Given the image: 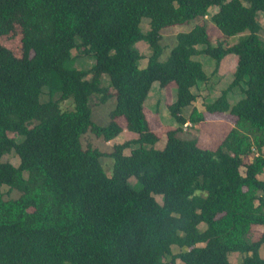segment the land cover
<instances>
[{
    "label": "trees",
    "instance_id": "16d2710c",
    "mask_svg": "<svg viewBox=\"0 0 264 264\" xmlns=\"http://www.w3.org/2000/svg\"><path fill=\"white\" fill-rule=\"evenodd\" d=\"M212 7L218 11L210 21L223 39L214 45L205 33H179L161 61L164 31L204 19ZM259 13L264 0H85L79 7L0 0V27L22 20V55L0 44V264H264V230L252 239L256 226L264 228ZM199 33L202 49L193 39ZM233 36L237 42L226 43ZM142 41L151 49L144 67ZM73 50L94 65L75 67ZM230 54L237 56L233 81L206 113L228 112L233 126L214 149L182 139L188 121L206 119L195 107L183 115L197 99L193 88L209 79L194 57L208 56L217 70ZM154 82L177 89L168 110L179 126L168 130L162 149L145 112ZM236 87L244 96L231 105ZM92 98H114L107 125L93 120ZM66 101L71 109L62 108ZM121 118L134 139L109 152L83 146L90 133L117 138ZM11 152L17 166L2 160ZM104 158L113 159L111 175ZM5 186L19 196L6 199ZM233 252L243 260L232 263Z\"/></svg>",
    "mask_w": 264,
    "mask_h": 264
},
{
    "label": "rangeland",
    "instance_id": "374dc122",
    "mask_svg": "<svg viewBox=\"0 0 264 264\" xmlns=\"http://www.w3.org/2000/svg\"><path fill=\"white\" fill-rule=\"evenodd\" d=\"M84 1L85 0H71V5L73 7H79L84 3ZM217 11V7H212L209 10L208 17H205L204 19L197 20L186 26L167 28L163 33L162 45L164 46V51L160 60L165 61L169 58L171 50L177 44L176 37L179 33L185 32L189 34L193 31L205 33L214 45H216L218 41L222 40V33L210 21L211 16ZM258 19L263 28L261 35L264 38V14L259 13ZM141 28L143 32H147L149 30V19H142ZM201 33L193 37V39L196 40L195 44L198 45L197 47L200 49L205 47V45L201 42ZM238 37L239 36H233L227 38L226 43L230 45L234 44L237 42ZM77 41H79V39ZM0 44L11 49L16 56L19 57L22 55V20L19 16L13 17L11 22L6 26L0 27ZM137 48L144 57L139 62V65L140 67H144L147 63V58L151 55V49L143 41L137 44ZM72 57L74 58L73 65L79 69H89L95 63L94 58L80 56L77 50L72 51ZM194 59L203 64V68L209 79L206 82H199L197 86L193 88V92L197 95V99L192 106L185 108L183 111V115L187 119L194 107L197 108L198 111L206 113V106L214 102L233 81V73L237 64V56L234 54H230L224 58L217 70L215 69V62L206 55L195 56ZM104 83L105 85L109 84V79L107 77L104 79ZM176 94L177 89L175 84L172 83L165 88H161L158 82H154L145 102V112L147 114L150 127L160 139L156 145L159 149H162L165 146L168 130L179 126L168 110L169 104L176 99ZM243 96L244 95L240 87H236L228 93L231 105L235 104ZM48 98L49 96L47 94L42 96V99ZM91 102L93 120L100 125H107L110 121L109 114L115 105L114 98L109 99L106 103H99L97 98H92ZM61 106L63 109H71L73 104L71 101H66L62 103ZM229 116L228 112L221 115L219 113H206V119L196 126H192V124L188 121V123L183 126V132L180 134V137L185 140H197L199 146L214 149L219 145L228 130L233 126V122ZM118 122L122 128V132L117 138L109 142H104L102 139L96 138L90 133L83 138V146L86 147L87 145H92L102 151L109 152L114 144L123 143L136 137L134 133L127 129V124L124 119L121 118ZM125 154L129 155L130 150H126ZM2 160L10 162L15 166L19 164V157L14 152L5 155ZM251 160L252 157H249L245 161L248 162ZM102 163L107 174L111 175L113 171V159L104 158ZM241 171L244 172V168H242ZM132 182H135L134 178L132 179ZM2 192L4 193L6 199L17 198L19 196L18 192H10V189L6 186L3 187ZM155 197L158 202H162L161 196L156 195ZM201 228H205V224H202ZM263 230L264 228L262 226H256L254 228V231L252 232L253 241L260 239ZM172 249L175 254L180 251V249L175 246ZM260 254L264 258V245ZM228 257L232 263H239L243 260L244 255L239 252H233L230 253Z\"/></svg>",
    "mask_w": 264,
    "mask_h": 264
}]
</instances>
